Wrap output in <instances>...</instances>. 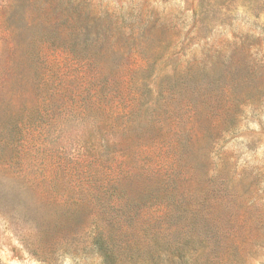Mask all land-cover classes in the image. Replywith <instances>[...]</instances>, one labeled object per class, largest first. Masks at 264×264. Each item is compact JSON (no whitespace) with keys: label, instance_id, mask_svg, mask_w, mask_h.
Returning <instances> with one entry per match:
<instances>
[{"label":"rangeland","instance_id":"rangeland-1","mask_svg":"<svg viewBox=\"0 0 264 264\" xmlns=\"http://www.w3.org/2000/svg\"><path fill=\"white\" fill-rule=\"evenodd\" d=\"M0 264H264V0H0Z\"/></svg>","mask_w":264,"mask_h":264}]
</instances>
